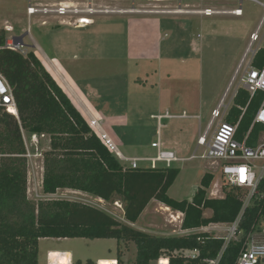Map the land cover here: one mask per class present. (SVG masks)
<instances>
[{
    "label": "rangeland",
    "instance_id": "374dc122",
    "mask_svg": "<svg viewBox=\"0 0 264 264\" xmlns=\"http://www.w3.org/2000/svg\"><path fill=\"white\" fill-rule=\"evenodd\" d=\"M47 1L52 0H32V3ZM29 3L30 0H0V31L6 32V41L11 38L16 40V48L24 54L31 50L37 52L33 38L49 53L47 30H55L60 18L54 14L30 16L27 12ZM179 3L180 0H95L94 6L99 9L93 15L97 20L96 25L89 29L62 25L61 31L56 34L65 40L83 36L87 40L85 34L92 31L94 44L102 56L99 60H89L91 57L87 55L74 68L81 72L82 79H93L99 83L103 100L99 99L97 104L105 114L104 129L112 137L115 134L129 151L115 140L118 150L131 158L134 155L147 158L157 155L159 148L152 147V142L157 138L163 142L161 149H179L175 144H180L179 160L172 163L173 167L180 168V174L169 188V196L191 201L204 174L212 172L215 178L207 189L208 196L222 197L223 188L229 189L232 184L223 176L219 161L202 157L207 146L199 143V137L210 130V138L216 129L219 119L210 127L212 111L223 100L225 104L233 106L241 79L253 60L251 48L254 50L264 46V0H182V9L188 12H165L180 9ZM239 7H242L241 16L191 12L208 8L231 11ZM131 9L135 12H126ZM150 10L154 13H143ZM44 21L48 23L43 24ZM6 26L13 29L8 31ZM256 26L255 31L260 27V39L252 42L251 36ZM19 36H23V44L19 43ZM127 50L136 60L146 57L155 59L150 71L154 69L161 74L160 93L157 88L150 92L135 88L138 84L130 75L134 78L149 69L139 70L127 64ZM144 80L150 84L148 79ZM211 102L213 104L209 106ZM167 105H170L174 117H168ZM202 108L204 113L201 119L191 118ZM184 111L187 117L180 118ZM224 117L226 119L227 115ZM160 124L162 127L167 124V127L160 129L162 136L158 131ZM23 133L26 148L35 153L26 157L27 192L32 202L53 199L79 201L101 208L121 222L152 235L188 234L182 228L181 219L173 220L171 217L176 215L181 218L177 210L171 208L164 211L162 207L165 204L156 199L150 202L135 223H130L124 215V203L118 196L106 201L69 188L46 194L41 181L44 153L51 149L50 135L39 133V146L36 147L29 133L24 129ZM122 162L125 167L129 166V163ZM150 163L146 159L139 162L143 167ZM158 166L166 165L159 162ZM242 192L247 196L248 190L243 189ZM210 214V210L205 212L207 216ZM209 230L214 234L217 232ZM220 234L223 235L222 232ZM255 235L264 240V220ZM39 248V258L43 264H48L47 253L50 249L69 250L73 253L74 262L82 264L88 260L99 264H116L110 259L117 260V264L118 259L119 264H135L137 255L135 242L115 238H47L41 240ZM49 257L50 264L72 262V254L68 251L52 250Z\"/></svg>",
    "mask_w": 264,
    "mask_h": 264
},
{
    "label": "trees",
    "instance_id": "16d2710c",
    "mask_svg": "<svg viewBox=\"0 0 264 264\" xmlns=\"http://www.w3.org/2000/svg\"><path fill=\"white\" fill-rule=\"evenodd\" d=\"M6 32L0 31V71L15 94L20 120L2 111L0 116V264H41V238H115L137 245L135 264H154L168 255L170 264H206L222 250L224 239L207 231L183 235L157 236L121 222L96 206L69 199L28 198L27 148L22 128L29 135L46 133L51 149L44 153L43 191L54 194L69 188L106 201L118 196L124 215L135 223L149 203L156 199L184 214L182 228L194 229L211 223H233L244 207L243 188H223L222 197H209L207 189L215 175L204 174L191 201L176 200L168 190L180 168L125 167L94 131L90 122L31 50L26 54L6 47ZM252 65H264V47L253 57ZM264 93L253 98L242 88L234 97L227 121L239 123L237 139L249 133ZM1 111V110H0ZM264 125L255 124L246 142L256 146ZM212 210L210 216L205 215ZM264 220V180L245 208L239 223V236L224 251L221 264H235L250 234L259 231ZM261 231V230H260ZM181 249H198L199 256H174ZM66 264H72L68 261ZM73 264H82L74 262ZM86 264H99L88 260ZM119 264V259H118Z\"/></svg>",
    "mask_w": 264,
    "mask_h": 264
},
{
    "label": "built area",
    "instance_id": "2783aa9c",
    "mask_svg": "<svg viewBox=\"0 0 264 264\" xmlns=\"http://www.w3.org/2000/svg\"><path fill=\"white\" fill-rule=\"evenodd\" d=\"M94 2L95 0H52L33 4L32 0H30L27 12L30 16H34L36 14H54L56 17L60 18V23L74 25L77 27H85L95 22L93 15L99 11V9L94 6ZM179 5L181 7H179V10H183L182 0H180ZM198 11L205 12L206 14L231 12L237 16L242 15V7L235 8L231 11L215 10L211 8ZM47 23L48 21L43 22V24ZM6 27L8 31L13 29L12 26ZM260 27L257 31L253 32L251 36L252 42L258 41L260 39ZM15 41L16 40L12 38L8 39L6 41V47L18 51ZM259 48L260 47L254 50L251 48L253 57ZM240 88L245 89L250 94L251 98L256 96L258 92L264 93V65L262 67H255L252 65V62H250L241 79ZM231 108L232 107L225 104L223 100L219 106L213 110L210 127H212L217 119H219L218 125L210 138H208L210 130H206L204 134L199 137V143L207 146V151L204 155H202V157L219 161L223 176L228 180V182L237 187L248 190V194L245 197L244 207L241 214L233 223L213 224L209 229L217 231L215 234L209 229L202 230L207 231L216 237H222L225 241L221 252L215 258H205L203 260L206 264H221L224 251L230 242L236 240L240 234L238 227L245 208L250 204L253 195L257 192L260 183L264 180V131L261 132V135L258 139V144L256 146H249L246 142L251 129L255 124L264 125V99L255 114V118L249 133L242 141L236 137L239 123L234 124L228 122L224 117L225 115L229 114ZM0 110L15 116L18 120H20L17 100L13 92V88L1 71ZM90 125L119 160L129 163L128 167L137 168L144 166L143 164H139V162L145 159L151 162L146 166L152 168L159 167V162L165 163L166 166H172L173 162L179 160L176 152L173 150L161 149L162 146L160 145L159 141H155L152 144L153 147L159 148L155 157H127L120 150H118L117 145L114 143L115 141L108 135L107 132H105L99 121L92 120ZM23 135L26 139V134L23 133ZM30 140L36 147L39 146L38 133L31 134ZM27 150L28 151L25 154L26 157L35 155V153L31 152V150L28 148ZM185 232L190 233L195 231L186 229ZM221 232L223 235L220 234ZM255 234H257V232L248 236L245 242V247L241 251L235 264H264V240L258 239ZM199 254L200 251L198 249H181L173 252L174 256H184L188 258H196L199 256ZM157 264H170L169 256H162L158 260Z\"/></svg>",
    "mask_w": 264,
    "mask_h": 264
},
{
    "label": "crops",
    "instance_id": "0c3cea01",
    "mask_svg": "<svg viewBox=\"0 0 264 264\" xmlns=\"http://www.w3.org/2000/svg\"><path fill=\"white\" fill-rule=\"evenodd\" d=\"M262 6H264V5H262ZM127 11H128V13L135 12L132 9L127 10ZM137 12H139V11H137ZM143 13L152 14L154 12L150 11V12H143ZM181 13H186V12H181ZM178 15H180V14H178ZM96 24H97L96 19H95V22L93 24L85 26V27H77L74 25L71 26L69 24L67 25L64 23H60V21H59L58 27L55 30L52 28H50V31L47 30V37H48L47 38V44L49 46V51H50L49 53L44 51L42 49V47H40V44L38 42H36V40L34 38H33V43L37 49V52L35 51L37 56L44 62L47 70L51 73V75L59 83V85L63 88V90L68 94V96L71 98L73 103L80 109V111L85 116V118L89 122H91L92 120L99 121L102 128L104 129L103 124L105 122V119H103V118H105V114L102 112L101 108L97 104L99 99L103 100V97L101 96V89L99 87L100 85L97 81H95L93 79H88V78L82 79L80 76L81 72L80 71L77 72L76 69L74 68V66H76L81 61H83V58L87 55H89L91 57V59H89V60H94V59L99 60L100 59L99 57L102 56L101 52L96 49V46L94 44L95 40H94V37L92 35V31H88L87 34H85V35H87L86 36L87 40L84 36L80 37V38H74L72 40L71 39L65 40L61 35L56 34L57 32L61 31L60 28L62 27V25L66 26V27H71L74 29H89L90 26H94ZM257 26L255 27V29L253 31H255L257 29ZM85 42L87 43L86 47H84ZM260 47H264V46H260ZM154 60L155 59L148 58V57L136 60L135 58H133L132 54L130 52H128V50H127V55H126V63L127 64H130L131 67L135 66V68L139 69V70L140 69H143V70L149 69L148 71H145L142 75H138V76L136 75L134 78H133V75H130L131 79L134 80L138 84L135 86L136 89L143 91V92H145V91L150 92L152 89L154 90L157 88L159 93H160V89H162V88H159V85H160V79L159 78L161 77V74H159V72H156V70H154V69H153V71H150V69L152 68V62H154ZM143 77H144V79H148L150 84H146ZM151 77H154V78L151 79ZM156 82H157V84H156ZM151 84H153L154 86H152ZM162 97H163V95H162ZM212 104H213V102H211L209 104V106H211ZM216 106H218V105L216 104ZM166 107H167L166 112L168 114V117L169 116L174 117L173 116L174 114H172L170 112L171 111L169 108L170 105L169 106L167 105ZM203 113H204V111L202 108L200 111L195 112L194 113L195 115H191L192 116L191 118L201 119ZM184 117H187L186 111L183 112V115L180 118H184ZM111 118H112V116L109 119H111ZM160 125H158L159 133L161 131L160 130L161 128H163L165 126L167 127V124H163L164 125L163 127H162V125L161 126ZM105 132H107V131H105ZM108 135L114 141L116 140L119 145H121L122 147H125L128 150L127 145L122 143L121 140L118 137H116L115 134L113 135V137L109 133H108ZM161 136H162V131H161ZM116 141H115V143H116ZM155 141H159L160 145L163 146L162 140L160 141V139L157 138V140H154L153 142H155ZM153 142H152V144H153ZM179 145L180 144H175V146H177L180 149ZM179 149L175 148L173 150L174 152H176V155H178ZM136 156H137V158H143V157H138L140 155H134V157H136ZM127 157H129V156H127ZM134 157H132V158H134ZM121 163H123V162L121 161ZM41 182L43 185V179ZM77 191H79V190H77ZM80 192H82V191H80ZM99 199L104 200L102 198H99ZM153 200H155V199H153ZM207 210H210V209H207ZM177 212L181 215L180 219H181V221H183L184 214L180 211H177ZM210 212L212 214V210H210ZM210 215H208V216H210ZM220 223H222V222H220ZM213 224H215V223H211L209 226H206V227L190 229V231L197 232L200 230L201 231L207 230ZM44 239H47V238H41L40 242H41V240H44ZM39 246H40V243H39ZM52 250H57V251H62V252H64V251L70 252L72 254V264L74 263L73 253L71 251L65 250V249H50V250H48V253H47L48 264H50L49 263V258H50L49 256H50V253ZM39 260H40V263L43 264L41 262L40 258H39ZM110 260L113 262H116V264H117V260H115V259H110Z\"/></svg>",
    "mask_w": 264,
    "mask_h": 264
},
{
    "label": "bare ground",
    "instance_id": "6f19581e",
    "mask_svg": "<svg viewBox=\"0 0 264 264\" xmlns=\"http://www.w3.org/2000/svg\"><path fill=\"white\" fill-rule=\"evenodd\" d=\"M121 11V10H120ZM125 11V10H124ZM135 11V10H134ZM151 12H153V10H150ZM128 12V11H127ZM130 12V11H129ZM155 12H161V11H156L155 10ZM163 12V11H162ZM165 12H170V13H181V12H188V11H186V10H179V9H177V10H167V11H165ZM191 12H197V13H201V12H199V11H191ZM116 13V12H115ZM120 13V12H119ZM126 13V12H125ZM209 13V12H208ZM219 13H231V12H219ZM210 14V13H209ZM232 14V13H231ZM162 209L164 210V211H169V210H171V208L170 207H168V206H165V207H162ZM172 218H173V220H177V219H180V217H177L176 215H174V216H171Z\"/></svg>",
    "mask_w": 264,
    "mask_h": 264
},
{
    "label": "water",
    "instance_id": "95a60500",
    "mask_svg": "<svg viewBox=\"0 0 264 264\" xmlns=\"http://www.w3.org/2000/svg\"><path fill=\"white\" fill-rule=\"evenodd\" d=\"M17 39L19 40L20 44H23V36H19V37H17Z\"/></svg>",
    "mask_w": 264,
    "mask_h": 264
}]
</instances>
